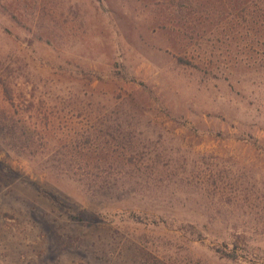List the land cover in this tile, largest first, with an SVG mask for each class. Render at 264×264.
<instances>
[{"label": "rangeland", "instance_id": "rangeland-1", "mask_svg": "<svg viewBox=\"0 0 264 264\" xmlns=\"http://www.w3.org/2000/svg\"><path fill=\"white\" fill-rule=\"evenodd\" d=\"M0 264H264V0H0Z\"/></svg>", "mask_w": 264, "mask_h": 264}]
</instances>
